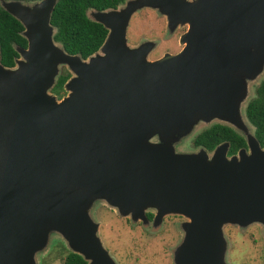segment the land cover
Listing matches in <instances>:
<instances>
[{
    "label": "water",
    "instance_id": "1",
    "mask_svg": "<svg viewBox=\"0 0 264 264\" xmlns=\"http://www.w3.org/2000/svg\"><path fill=\"white\" fill-rule=\"evenodd\" d=\"M57 1L0 0L26 40L13 46L12 67L0 63V264H40L56 240L86 264H117L93 217L100 204L131 223L152 210L154 227L166 214L188 218L174 264L215 263L226 224L260 225L264 237V144L244 112L248 85L264 76V0L89 8L106 35L85 59L53 39ZM147 7L168 31L186 26L179 52L149 60L154 41L128 45L130 18ZM62 68L67 94L58 99L51 89ZM214 124L245 147L230 156L227 142L181 150Z\"/></svg>",
    "mask_w": 264,
    "mask_h": 264
},
{
    "label": "rangeland",
    "instance_id": "2",
    "mask_svg": "<svg viewBox=\"0 0 264 264\" xmlns=\"http://www.w3.org/2000/svg\"><path fill=\"white\" fill-rule=\"evenodd\" d=\"M166 24L165 16L158 14L154 9L142 8L130 18L126 30L128 45L135 46L143 40L154 41L156 46L149 53V60L157 59L166 53L175 54L179 52L181 49L179 37L186 31V26H178L168 31ZM263 77L260 76L254 83L248 85V99L253 97L254 90ZM65 94L67 92L65 93L63 90V94L56 96L60 99ZM205 127L196 129V133L190 140L188 139V143L181 150H196L197 148L192 146V140ZM93 217L99 224L98 233L105 249L117 264H148L150 261L151 264H163L161 252H159V248L163 244L160 236L147 237L149 233L144 232L145 228H136L135 224L131 222L126 224L124 218L117 216L113 210L105 205L96 206L93 210ZM226 225L221 227V231L223 233L228 232V236H225L229 248L231 246L241 247L240 255L232 257L233 260H236V264H264L262 227L251 224L243 229L236 225ZM62 248L67 251L57 240L52 242L49 250L39 258L40 264H62L61 256L64 254ZM233 252L234 254L238 253L237 250ZM228 257L226 254V264H231Z\"/></svg>",
    "mask_w": 264,
    "mask_h": 264
},
{
    "label": "trees",
    "instance_id": "3",
    "mask_svg": "<svg viewBox=\"0 0 264 264\" xmlns=\"http://www.w3.org/2000/svg\"><path fill=\"white\" fill-rule=\"evenodd\" d=\"M123 1L58 0L50 17V24L56 29L54 41L60 43L66 53L71 55L78 53L85 59L100 47L106 35V30L100 24L86 17V10L114 8ZM22 29L17 20L0 9V63L4 67H12L14 59L18 57L13 49L14 45L20 48L26 47V40L19 34ZM68 77L69 73L62 69L51 92L58 96L63 94L62 87ZM244 112L247 121L254 129V137L262 146L264 144V79L255 88L254 97L247 103ZM223 142L228 143V156L245 147V141L241 136L231 128L220 124H214L198 133L192 140V146L211 151ZM62 251H64L61 256L62 264H86L80 256L69 253L63 248Z\"/></svg>",
    "mask_w": 264,
    "mask_h": 264
},
{
    "label": "flooded vegetation",
    "instance_id": "4",
    "mask_svg": "<svg viewBox=\"0 0 264 264\" xmlns=\"http://www.w3.org/2000/svg\"><path fill=\"white\" fill-rule=\"evenodd\" d=\"M146 222L142 223V221L135 222L134 226L137 228H145L143 231L145 233H149L147 237H153V236H160L163 240V244L159 248V252H161V259L163 261V264H174L173 263V256L175 255V249L179 248L180 245H182L183 240L185 239V231L187 230V225L191 223V221L184 217L181 214H166L164 215L158 226L154 227L152 226V221L154 218V211L150 210L144 213ZM126 224H130V221L127 218L123 219ZM227 226V225H224ZM222 233L217 236L216 239V248L211 251V259L216 257V262L211 263L213 264H223L222 259L224 257V262L226 263V254L229 258L231 264H236V260H233L232 257L234 255L239 256L240 255V248L232 247L229 248V244L227 242L226 236H228V232L221 231ZM226 235V236H225ZM187 239V238H186ZM196 242V241H195ZM219 249L220 253L218 254L217 250ZM226 250V251H225ZM234 250H237L238 253L234 254ZM229 254V255H228ZM210 259V260H211ZM239 259V258H238ZM150 261L148 264H151Z\"/></svg>",
    "mask_w": 264,
    "mask_h": 264
}]
</instances>
